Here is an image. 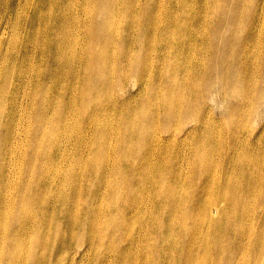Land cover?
<instances>
[{"label":"bare ground","instance_id":"1","mask_svg":"<svg viewBox=\"0 0 264 264\" xmlns=\"http://www.w3.org/2000/svg\"><path fill=\"white\" fill-rule=\"evenodd\" d=\"M76 1L65 14L72 0H0V264H139L127 257L150 236L145 230L151 218L141 208L132 217L121 216L135 200L116 204L140 187L115 185L112 171L126 177L133 170L125 168L126 155L153 127L146 118L154 122L160 110L173 115L177 109L178 101L158 95L159 81L168 74L152 72L154 46L167 38L157 32L153 15L139 21L133 0H80V7ZM110 1L119 13L110 14ZM113 20L123 22L122 30L110 33L114 50L92 49L91 43L107 41L105 30L116 26ZM95 21L103 38L91 30ZM179 23L183 26V18ZM64 28L70 35H60ZM117 42L123 45L119 56ZM165 57L160 54L159 60ZM184 74L190 85L192 70ZM133 82L142 87L133 88ZM57 85L66 92L59 93L62 101ZM142 88L150 113L120 115L125 129L112 130L105 118L125 111L122 99L143 98ZM196 96L193 92L188 102ZM205 147L198 144L204 164ZM109 156L112 168H106ZM160 209L156 221L162 234L172 229L173 211L170 205ZM262 263L260 247L256 264ZM141 264L158 261L143 256Z\"/></svg>","mask_w":264,"mask_h":264},{"label":"rangeland","instance_id":"2","mask_svg":"<svg viewBox=\"0 0 264 264\" xmlns=\"http://www.w3.org/2000/svg\"><path fill=\"white\" fill-rule=\"evenodd\" d=\"M132 5L140 10L141 22L153 15L157 32L167 38L154 46L152 72L168 74L159 81L158 95L168 94L179 104L176 114L160 110L154 122L146 118L153 127L126 155L125 168L133 170L126 177L124 171H112L115 185L140 187L116 203L136 201L121 216L132 217L139 207L151 218L145 230L150 236L127 259L139 264L143 256L158 264H256L258 249L264 248V0H133ZM110 6V14L119 13L113 1ZM73 8L74 2L64 13ZM96 23L91 30L103 38ZM112 23L116 26L108 24L105 30L107 41L91 43L92 49L114 50L108 44L110 33L122 30L123 22ZM60 35H70V28ZM83 41L80 36L79 46ZM116 45L119 56L123 45ZM160 54L166 57L159 60ZM189 70L191 84L186 86L184 73ZM141 87L133 82V88ZM60 92L65 97L57 85V101H62ZM141 92L143 98L122 99L127 111L114 110L105 118L112 130L125 129L117 121L120 115L150 113L144 88ZM193 92L198 97L188 102ZM201 142L206 145L205 164L198 155ZM111 164L109 156L106 168ZM161 204L173 211L172 229L162 234L156 221ZM135 232L136 227V238ZM112 239L117 249L120 238Z\"/></svg>","mask_w":264,"mask_h":264}]
</instances>
